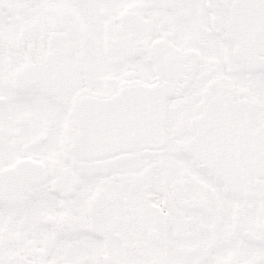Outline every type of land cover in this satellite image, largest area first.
Wrapping results in <instances>:
<instances>
[{
  "label": "snow or ice",
  "instance_id": "obj_1",
  "mask_svg": "<svg viewBox=\"0 0 264 264\" xmlns=\"http://www.w3.org/2000/svg\"><path fill=\"white\" fill-rule=\"evenodd\" d=\"M0 264H264V0H0Z\"/></svg>",
  "mask_w": 264,
  "mask_h": 264
}]
</instances>
